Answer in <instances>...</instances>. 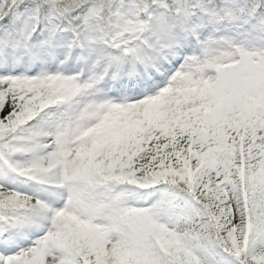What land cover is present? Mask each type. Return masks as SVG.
Returning <instances> with one entry per match:
<instances>
[{"label": "snow or ice", "instance_id": "snow-or-ice-1", "mask_svg": "<svg viewBox=\"0 0 264 264\" xmlns=\"http://www.w3.org/2000/svg\"><path fill=\"white\" fill-rule=\"evenodd\" d=\"M0 264H264V0H0Z\"/></svg>", "mask_w": 264, "mask_h": 264}]
</instances>
